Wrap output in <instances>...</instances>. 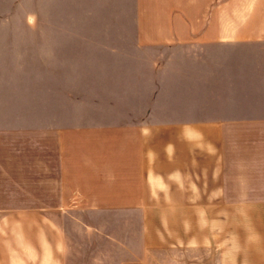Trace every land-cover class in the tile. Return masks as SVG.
Returning a JSON list of instances; mask_svg holds the SVG:
<instances>
[{
  "label": "crops",
  "instance_id": "crops-1",
  "mask_svg": "<svg viewBox=\"0 0 264 264\" xmlns=\"http://www.w3.org/2000/svg\"><path fill=\"white\" fill-rule=\"evenodd\" d=\"M32 12L0 0V264H264V0H134L111 40L193 52L84 125L59 124V23Z\"/></svg>",
  "mask_w": 264,
  "mask_h": 264
},
{
  "label": "rangeland",
  "instance_id": "rangeland-1",
  "mask_svg": "<svg viewBox=\"0 0 264 264\" xmlns=\"http://www.w3.org/2000/svg\"><path fill=\"white\" fill-rule=\"evenodd\" d=\"M9 1L5 0L6 7ZM32 7L35 20L59 23V91L62 93L59 96L67 99L59 110V124L113 122L126 118L125 113L128 117L135 116L134 107L141 106L152 95L151 82H155L157 90V70L168 55L193 52L141 48L131 43L130 35L126 44L111 40L113 35L106 34L103 28L112 24L126 23L132 33L134 0H32ZM89 28H99L92 31L95 40L90 45L81 39ZM72 56L79 60L71 61ZM169 64L172 67L168 70L184 69L180 63ZM189 64L190 61L185 65ZM198 65L197 62L196 69ZM162 82L160 92L164 90ZM122 101L126 109L121 106ZM179 260L182 259L178 255L168 253L150 258L151 264Z\"/></svg>",
  "mask_w": 264,
  "mask_h": 264
}]
</instances>
